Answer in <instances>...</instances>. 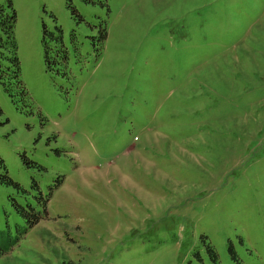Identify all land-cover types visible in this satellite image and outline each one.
I'll return each instance as SVG.
<instances>
[{
	"label": "rangeland",
	"instance_id": "obj_1",
	"mask_svg": "<svg viewBox=\"0 0 264 264\" xmlns=\"http://www.w3.org/2000/svg\"><path fill=\"white\" fill-rule=\"evenodd\" d=\"M10 1L0 264H264V0Z\"/></svg>",
	"mask_w": 264,
	"mask_h": 264
},
{
	"label": "trees",
	"instance_id": "obj_2",
	"mask_svg": "<svg viewBox=\"0 0 264 264\" xmlns=\"http://www.w3.org/2000/svg\"><path fill=\"white\" fill-rule=\"evenodd\" d=\"M17 20V14L12 8L11 1L6 7L0 3V47H7L16 54V40L14 35V28ZM16 56V55H15ZM17 62V57H15ZM213 252V249L211 250ZM214 256L216 255L213 252ZM216 258V256H215Z\"/></svg>",
	"mask_w": 264,
	"mask_h": 264
}]
</instances>
